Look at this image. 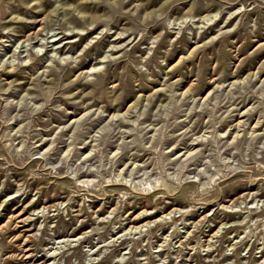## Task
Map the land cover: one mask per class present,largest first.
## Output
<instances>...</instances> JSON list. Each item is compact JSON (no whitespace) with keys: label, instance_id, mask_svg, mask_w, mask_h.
Returning a JSON list of instances; mask_svg holds the SVG:
<instances>
[{"label":"rangeland","instance_id":"1","mask_svg":"<svg viewBox=\"0 0 264 264\" xmlns=\"http://www.w3.org/2000/svg\"><path fill=\"white\" fill-rule=\"evenodd\" d=\"M0 264H264V0H0Z\"/></svg>","mask_w":264,"mask_h":264},{"label":"bare ground","instance_id":"2","mask_svg":"<svg viewBox=\"0 0 264 264\" xmlns=\"http://www.w3.org/2000/svg\"><path fill=\"white\" fill-rule=\"evenodd\" d=\"M233 83V82H232ZM130 107V106H129ZM116 112L111 113L110 115H114ZM133 227V226H132ZM135 228V227H134Z\"/></svg>","mask_w":264,"mask_h":264}]
</instances>
